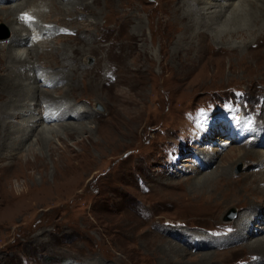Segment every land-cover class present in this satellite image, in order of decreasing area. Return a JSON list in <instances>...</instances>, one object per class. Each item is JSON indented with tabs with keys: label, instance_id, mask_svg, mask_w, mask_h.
<instances>
[{
	"label": "rangeland",
	"instance_id": "rangeland-1",
	"mask_svg": "<svg viewBox=\"0 0 264 264\" xmlns=\"http://www.w3.org/2000/svg\"><path fill=\"white\" fill-rule=\"evenodd\" d=\"M181 1L97 0L91 13L62 20L50 10L47 21H53L56 30L62 29L54 24L58 21L80 32L77 39L58 40L55 47L67 45L80 51L76 89L65 94L72 101L81 100L77 106L91 114L82 122L90 121L93 128L52 143L60 147L58 154L65 145L68 156L79 154L71 160L75 169L56 170L53 161L58 154L51 156L45 143L34 142L37 157L44 161L42 174L18 168L16 175L32 179L24 182L15 174L8 179L9 201L0 202V264H164L145 245L146 240L161 238L184 251L171 258L172 264H201L198 255L204 252L211 253L206 264H247L248 256L249 264L261 262L260 255L252 256L240 245L221 247L228 237L210 239L237 229L234 222L223 221L246 215L254 203L264 205V196L253 190L261 192L256 186L259 179H240L260 168L256 160L236 164L229 183L219 189L193 191L189 183L199 177L193 169L214 154L212 149L217 148L218 154L204 173L218 164L227 165L230 150L249 140L248 133L255 137L262 131L264 32L249 40L218 42L204 31V39L192 50L174 55L182 29L166 11ZM73 19L77 23H71ZM137 19L143 40L126 44ZM88 28L92 41L81 48L79 41ZM9 29L0 22V42L8 41ZM242 41L247 46L220 51L236 42L241 47ZM229 105L234 114L225 116ZM15 121L7 120L11 126ZM231 121L238 123L239 130L231 134L239 142L224 146L222 141L231 134L218 133L225 128L233 131ZM3 127L0 124V142ZM207 132L212 135L209 142L203 136ZM4 141L9 147L13 144L11 139ZM22 150L18 154L25 157ZM27 159L32 162L34 157ZM229 198L232 203L214 212L213 206ZM263 220L264 214L259 225ZM172 233L180 237L172 238ZM194 241L206 248L191 250Z\"/></svg>",
	"mask_w": 264,
	"mask_h": 264
},
{
	"label": "bare ground",
	"instance_id": "bare-ground-1",
	"mask_svg": "<svg viewBox=\"0 0 264 264\" xmlns=\"http://www.w3.org/2000/svg\"><path fill=\"white\" fill-rule=\"evenodd\" d=\"M7 2L11 3L9 5L5 4ZM96 2L97 0H0V22H5L10 28L8 41L6 43L0 42V63L4 66V68L1 67L0 69V124L4 126L2 128L4 136L0 142V202L9 201L6 196V189L8 187V179L14 177V174L16 179L23 178L24 182L32 179L25 174L16 175L18 168L23 171L25 169H33V171H39L41 174L44 171V161L37 157L36 153L39 152V149L36 150L34 148L32 145L34 142L37 144L40 142L45 143L50 155L55 156L58 154V148L60 149V147H54L53 141L58 142L60 139L67 138L68 135L79 134L93 128L89 126L91 124L90 121L82 122L83 119L88 118L91 114L86 108L80 109L77 106L81 100L72 101L70 100L71 96L69 97L65 94V92H71L76 89L75 82L77 70L79 69L78 58L76 57L80 51L69 48L67 45L55 47L58 40L77 39L80 32L68 29L58 21L54 24L61 26L62 29L56 30L54 28L55 25L54 27L51 26L53 21H47V15L51 10L52 12H57L59 20H62L64 17H73L77 14L83 15L87 10L91 13V11H94L93 6L96 5ZM3 4L8 5V7H2L5 6ZM169 5L170 1H167L165 6L168 7ZM168 11L171 12V15L173 14L172 20L174 23L181 25L182 29L176 39L175 48L172 50V54L174 55L179 54L183 50L184 52L192 50L194 46L204 39V31L209 32L211 40L218 42L230 41L232 39L235 41V39L245 37L249 40L264 32V0H214L213 3L208 0H182L178 7H169V10L166 12ZM166 16L168 15L166 14ZM136 21L131 33L125 38L126 44L133 43L136 40H143L142 24L138 19ZM72 22L77 23V19H73ZM80 26L84 27V25ZM85 31L88 34L79 41L82 44L81 48L92 41L91 30L88 28ZM185 42L187 46L184 45ZM51 43L53 45L50 46ZM236 43H233V46H224L220 51H233L231 48L239 50V48L247 46L243 41L240 43L241 47L236 46ZM124 50L126 52V48ZM35 57H37V60H35ZM39 59H45V62L39 64ZM61 81H65V83L58 87ZM48 88L51 90H48ZM59 91H63L64 93L56 96ZM7 120L18 121H15L16 126H11L12 123L7 122ZM231 122H234L231 125L233 131L225 128L223 132H219L218 134L224 136L226 134L230 135L231 132L235 134L234 132L239 130L238 123L236 121ZM260 125L262 131L258 132V135L255 137V133H248L246 136L247 133L243 129L244 132L242 134L246 137H251H249V140L241 143L239 145L241 146L240 148L237 147L227 153L226 157L230 159L227 165L218 164L214 170L204 173V170L215 163L214 160L218 154V149H212L214 154L193 169V173L199 177L189 183V188L193 191L198 189L207 191L209 188L213 189L212 187L219 189L226 183H229L228 177L232 175L233 167L236 164L243 163L244 166L246 163V165H250L254 163L252 162L253 160H256L260 168L256 172L252 171L242 174L240 179H259L256 181L258 183L256 186H258L261 192L256 189L253 190L255 193H261L264 196V123ZM203 134L206 137V142L212 140L210 133ZM5 139H11L13 144L9 147L5 143ZM228 139L226 138V140L222 141L224 142V146L239 142L232 134ZM27 141H30L29 144L23 147ZM60 145L62 144L60 143ZM252 146H259V148L252 149ZM22 148L25 157L18 154ZM68 151L70 150L65 145L63 151L58 154L56 161H53L54 164H57L56 170L65 171L77 167L71 160L77 158L79 154H69L70 156H68V153H70ZM28 156L34 157V160L32 162L28 161ZM201 171L203 173H200ZM243 188L247 189L246 187ZM227 203H232V199L229 198L218 205L216 204V207L213 206L214 212L223 208ZM243 214L245 213L237 214L235 217L236 221L235 219L233 220L234 217L231 218L232 221H223L224 224L235 223L234 225L237 226V229H232V233L214 235L210 239L228 237L229 242H226L225 245L222 243L221 247L240 245L238 247L248 250L249 254L251 253L250 255H260V258H258L262 260L257 264H264V220L260 225L258 223L264 214V205L257 206L254 203L246 215ZM191 227L186 226L187 229ZM171 236L172 238L180 237V235L174 233ZM145 245L151 250L153 257L157 260L162 259V261H165L164 264H172L171 258L184 254L183 249L178 247L177 244L162 238L158 241L155 239L146 240ZM199 248L206 247L203 245L200 247V245L196 244V241L190 247L191 250H198ZM210 256V252L198 255L201 264H206L210 260ZM250 257L248 256L246 259L248 261L247 264L252 260Z\"/></svg>",
	"mask_w": 264,
	"mask_h": 264
}]
</instances>
